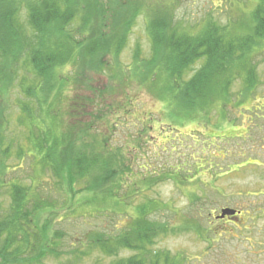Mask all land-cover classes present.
<instances>
[{
  "label": "rangeland",
  "instance_id": "1",
  "mask_svg": "<svg viewBox=\"0 0 264 264\" xmlns=\"http://www.w3.org/2000/svg\"><path fill=\"white\" fill-rule=\"evenodd\" d=\"M236 2L163 1L169 5L171 23L179 28H199L209 19L220 29L245 33V28L234 22L238 16L250 21L248 10L253 3L244 2L240 6L233 4ZM24 17L22 10L21 19ZM145 17L142 10L137 13L117 55L114 51L101 55L102 60L113 61L112 65L92 68L80 84H75V63L70 61L55 68L54 88L49 91L40 89L42 78L28 71L26 53L9 63L6 71L11 79L3 81L0 91V134L3 147H8L2 161L5 173L0 187V211L5 213L10 206L13 182L34 186L39 199L51 206L42 211L41 219L49 220V234L58 232L54 239L56 246L52 254L38 252L40 260L34 264H111L136 255L135 250L120 249L117 256H108L93 239L97 235L111 241L118 238L126 232L129 222L124 209L131 211L148 200H153L156 207L149 209L146 217L162 228L147 246L153 255L166 253L171 260L181 261L180 264H264V47L249 58L254 66L252 83L244 84L239 76L232 79L230 100L226 104L216 101L208 114L191 111V116H187L161 87L163 82H156L157 85L152 82V73L156 70L148 66H154L157 59L152 58L153 45ZM121 25L117 28L122 29ZM101 27L97 23L96 28ZM107 27H102L103 33L108 31ZM27 32H31L30 28ZM203 60H195L185 69L182 78L192 75ZM111 67L118 68L116 94L107 99L96 97L113 84ZM29 84L35 93L28 98L22 86ZM87 86L90 87L85 90L83 87ZM89 89L94 91L90 95H95L93 104H82L74 112L69 108L73 117L84 115L79 121L82 124L76 123L79 118L67 116L66 123L73 124V139L86 140L73 144L71 152L87 151L88 144H94V135L100 132V138L119 154L112 157L117 163L114 175L119 177L121 185L131 187L124 194L123 205H116L108 198L99 200L89 193L70 195L65 189V180L41 164L42 155L31 139L39 140L41 132L31 127V123L28 125L29 118L22 111L21 103L26 102L34 115L39 114L37 119L41 122L46 113L67 104L65 97L71 92L86 98ZM58 90L57 96L62 99L54 101ZM37 99H41L42 109ZM53 124L57 132L60 126ZM53 124L45 125L53 128ZM86 125H92L93 129ZM178 170L188 181L176 183L172 179L170 174ZM191 175L195 177L192 179ZM86 183L85 176L79 177L74 186L82 188ZM125 191L121 187L119 192ZM224 207L240 213L220 220L216 216ZM49 240L52 242L51 237ZM2 258L0 264H19Z\"/></svg>",
  "mask_w": 264,
  "mask_h": 264
},
{
  "label": "trees",
  "instance_id": "2",
  "mask_svg": "<svg viewBox=\"0 0 264 264\" xmlns=\"http://www.w3.org/2000/svg\"><path fill=\"white\" fill-rule=\"evenodd\" d=\"M163 1L153 0L157 5H152L151 0H0V91L3 81L11 79L6 71L9 63L16 62L23 53L27 54L28 71L42 78L43 84L39 88L43 91L54 88L55 68L68 61L75 63L74 81L75 84H80L92 68L98 69L113 62L102 60L101 55L113 51L114 55L119 53L133 19L141 10L145 13L146 29L152 40V58L157 59L154 66H148L156 70L152 73V82H163L161 87L177 101L185 115L191 116V111L206 115L216 101H220L221 105L226 104L230 100L229 87L232 79L238 76L244 84L252 83V77L255 78L254 66L249 58L264 47V0H236L233 3L240 6L244 2L253 3L248 10L251 12L250 21L241 20L240 16L235 19L237 21L234 23L245 28V33L240 34L229 32L226 28L220 29L209 19L203 21L199 28H179L171 23V14L167 10L169 5ZM22 10L25 11L24 19H21ZM97 23L105 28L109 24L108 31L103 33L102 27L96 28ZM117 25H121L122 29L117 28ZM27 28H30V33ZM201 58L204 59L202 64L192 75L183 79L185 69ZM135 59L139 60L137 57ZM111 68L113 84L96 97L104 96L107 99L116 94L118 68ZM89 87L83 88L87 90ZM22 88L28 98L35 93L30 84L23 85ZM93 92L90 91L86 98L82 97L83 94L75 92L73 95L71 92L65 97L68 103H64L61 108L56 107L53 110L55 114L53 111L46 113L45 120L41 122L37 119L39 114L34 115L26 102L21 103L22 111L29 118L28 125L31 123V127L35 126L41 132L39 140L31 138L34 148L42 155L41 164L49 166L54 175L65 180L63 183L70 195L89 193L99 200L108 198L116 202V205H121L124 194L131 187L125 183L121 185L119 177L114 175L117 163L113 162L112 157H118L119 154L110 148L106 140L103 141L104 138H100V132L94 135V144L90 142L87 151L71 152L77 141L73 139L74 133L71 131L73 124L66 123L67 116L74 120L79 118L76 121L79 123L84 115L73 117L69 108H73L74 112L82 104L90 106L95 101V95L90 97ZM58 93L60 90L56 92L54 101L62 99L57 96ZM96 101L95 106L98 98ZM37 104L42 109L41 99H37ZM59 118L62 120H58ZM54 122L60 126L57 132H54ZM45 124H53V128ZM85 127L91 129L92 125ZM55 128L57 129L56 126ZM85 141V138H80L77 143ZM7 153L8 147H3L0 134V187L4 183L2 175L5 173L2 161ZM179 172L170 174L172 179L176 183L188 181L187 176H180ZM84 176L87 179L86 185L75 188L76 180ZM190 177L193 179L195 175ZM33 187L11 183L10 206L5 213L0 211V241L4 235L0 257H3L2 260L6 258L8 263L34 264L40 260L38 252L52 254L53 246H56L54 239L58 237V232L54 230L49 234V220L41 219L42 211L51 206L39 199ZM121 187L126 188L123 194L119 192ZM154 207L155 202L148 200L131 211L124 209L129 221L125 226V233L119 234L112 241L102 235L93 239L108 256H117L120 249L137 251L136 255L125 260L117 259L111 264H146V261L148 264H161V260L162 264H180L181 261L171 260L166 253L158 252L153 255L147 250L158 231H162V228L146 217L149 209ZM32 214L34 217H31ZM48 241L50 245L46 246Z\"/></svg>",
  "mask_w": 264,
  "mask_h": 264
},
{
  "label": "water",
  "instance_id": "3",
  "mask_svg": "<svg viewBox=\"0 0 264 264\" xmlns=\"http://www.w3.org/2000/svg\"><path fill=\"white\" fill-rule=\"evenodd\" d=\"M237 213H239V211L236 210V209H233V208H230V207H224V208L221 209L220 214H218L216 217L218 219H222V218H224L226 216H228V217L234 216Z\"/></svg>",
  "mask_w": 264,
  "mask_h": 264
},
{
  "label": "flooded vegetation",
  "instance_id": "4",
  "mask_svg": "<svg viewBox=\"0 0 264 264\" xmlns=\"http://www.w3.org/2000/svg\"><path fill=\"white\" fill-rule=\"evenodd\" d=\"M225 218H227V217H225ZM225 218H222V219H220V220H223V219H225Z\"/></svg>",
  "mask_w": 264,
  "mask_h": 264
}]
</instances>
